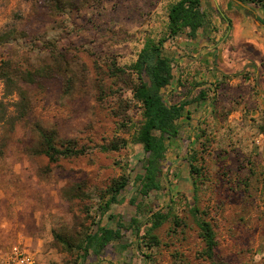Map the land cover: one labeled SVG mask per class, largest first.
<instances>
[{"label": "rangeland", "instance_id": "1", "mask_svg": "<svg viewBox=\"0 0 264 264\" xmlns=\"http://www.w3.org/2000/svg\"><path fill=\"white\" fill-rule=\"evenodd\" d=\"M177 1L0 0V77L6 73L26 95L24 114L10 123L21 108L14 93L5 98L9 89L0 79L1 253L17 246L38 264H264V138L254 140V130L264 135V119L246 140L241 129L232 135L207 127L197 143L186 137L191 126L180 122L178 138L167 143L160 190L137 194L133 177L143 173L145 153L133 140L141 109L130 66L147 40L166 36L168 10ZM235 2L201 0L207 27L221 26L225 10L239 13ZM170 41L162 50L168 58ZM256 57L264 61V52ZM183 93L165 89L163 97L173 103ZM42 132L85 152L50 162L40 152ZM111 142L122 145L99 148ZM192 157L196 178L187 163ZM122 175L130 177L128 186L101 214L105 191ZM194 207L214 231L213 260L205 256ZM150 211L165 216L158 227L146 222ZM133 217L140 221L138 238ZM96 227L118 229L120 239L83 262L80 241ZM151 236L154 245L141 246Z\"/></svg>", "mask_w": 264, "mask_h": 264}, {"label": "trees", "instance_id": "2", "mask_svg": "<svg viewBox=\"0 0 264 264\" xmlns=\"http://www.w3.org/2000/svg\"><path fill=\"white\" fill-rule=\"evenodd\" d=\"M237 1L242 4L258 6L264 11V0ZM201 7V0H178L172 4L167 14L166 36L156 41L147 40L137 54L136 60L130 66V70L135 76V85L132 87L133 98L141 109V122L138 125L133 140L145 153L143 173L136 174L133 177L137 185V194L141 197H147L152 191L160 190L161 165L165 159L167 143L171 139L178 138L181 129L180 120L185 116V107L189 104L187 100L167 103L163 97V91L170 85L173 79L172 60L163 55V44L168 39L179 37L182 34L193 39L198 30L205 29L208 20L206 13L201 10ZM0 79L4 83L5 89L6 87L9 89V91H5L4 93L5 98L13 96L14 93L17 101H14L13 104H16L18 109L19 105L21 108L14 119L9 118L11 123V119L12 121L18 120L24 114L26 95L17 87L16 83L14 84L6 73H2ZM31 79L28 76L26 78L22 76V80L31 81ZM205 96L206 92H202V95L198 96L197 100H205ZM1 120H5L3 115H0V122ZM200 133L202 136L204 131H200ZM40 138V152L50 162H56L59 158L82 155L85 152L84 149H78L75 144L70 142H62L61 145H57L53 132H42ZM121 145L111 142L99 148L103 151H114L119 149ZM194 158L192 157L187 163L190 175L196 178L200 170L194 165ZM129 180V176L122 175L111 182L103 196V204L100 207L101 214H104L111 205L118 202V197L128 186ZM135 210L138 214L142 212L140 211L139 205L135 207ZM149 214L150 217L146 222H150L153 228L161 225L165 219V216L159 213L150 211ZM190 214L195 219L199 236L204 243L205 256L213 260L217 246L215 234L210 223L200 217L201 215L206 217V213L200 212L194 207L191 208ZM131 222L134 225L136 224L135 229L133 227L131 228L133 229V235L138 238L140 221L133 217ZM122 228L123 226L118 223V229ZM118 229L96 227L94 231L86 234L79 244V250L81 251L80 258L82 261L84 262L90 254L98 258L108 244L113 240L120 239V231ZM149 240V243H144L147 245L141 246L151 248L155 243V238L151 236Z\"/></svg>", "mask_w": 264, "mask_h": 264}, {"label": "crops", "instance_id": "3", "mask_svg": "<svg viewBox=\"0 0 264 264\" xmlns=\"http://www.w3.org/2000/svg\"><path fill=\"white\" fill-rule=\"evenodd\" d=\"M226 1H236L233 5L240 12L225 10L219 14L221 26L216 22L214 27L198 30L193 39L182 34L169 42L170 58L176 55L177 66L166 91L183 90L180 100L189 101L180 122L191 126L186 136L190 142L204 140L206 135L200 131L207 127L231 130L232 135L241 129L246 140L252 134L250 128L257 129L264 119V61L256 57L264 52V13L237 0ZM252 18L259 23H251ZM255 80H259L257 90ZM202 92H206L205 100L198 101ZM254 131L259 143L263 132Z\"/></svg>", "mask_w": 264, "mask_h": 264}, {"label": "built area", "instance_id": "4", "mask_svg": "<svg viewBox=\"0 0 264 264\" xmlns=\"http://www.w3.org/2000/svg\"><path fill=\"white\" fill-rule=\"evenodd\" d=\"M0 264H38L35 256L25 249L17 246L0 254Z\"/></svg>", "mask_w": 264, "mask_h": 264}]
</instances>
